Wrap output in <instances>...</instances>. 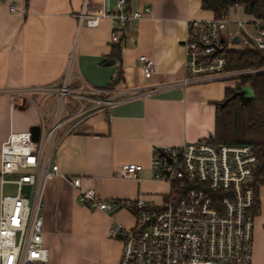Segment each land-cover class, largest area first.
I'll list each match as a JSON object with an SVG mask.
<instances>
[{"label": "crops", "instance_id": "obj_1", "mask_svg": "<svg viewBox=\"0 0 264 264\" xmlns=\"http://www.w3.org/2000/svg\"><path fill=\"white\" fill-rule=\"evenodd\" d=\"M83 3L0 0V146L10 133L29 132L42 120L47 132L57 104L53 95L28 92L12 105L3 91L57 85L71 53L73 85L108 91L118 100L91 113L62 115L52 160L58 174L42 193L46 264H118L122 242L109 237V228L132 227L134 215L125 209L105 213L82 206L69 180L79 178L81 190L93 189L107 204L141 198L160 205L169 186L152 178L151 149L213 137L216 107L227 88L207 82L150 92L183 79L187 22L212 18L200 8V0H126L127 9L140 11L142 17L128 22L117 43L110 40L109 19L100 18L96 27L79 23ZM115 3L88 0L85 14L112 11ZM114 47H119L117 57ZM141 55L154 63L146 79ZM89 106L84 102V109ZM128 163L142 166L137 179L121 176L119 166ZM256 204L251 264H264V187L258 189Z\"/></svg>", "mask_w": 264, "mask_h": 264}, {"label": "built area", "instance_id": "obj_2", "mask_svg": "<svg viewBox=\"0 0 264 264\" xmlns=\"http://www.w3.org/2000/svg\"><path fill=\"white\" fill-rule=\"evenodd\" d=\"M112 11L87 16L84 0L79 23L96 27L100 18L111 23L110 40L117 43L126 25L142 17L131 11L126 0H115ZM10 12H16L13 6ZM148 12V8L144 9ZM23 12V11H22ZM227 16L206 20H189L186 26L183 79L158 85L150 92L171 87L235 79L263 73L264 67L226 70V39L223 35ZM234 23V22H233ZM230 41L238 38L243 49L264 51V27L260 21L235 22ZM222 40V41H221ZM222 49L220 52L219 50ZM143 77L154 72L153 60L138 57ZM73 53L57 85L30 89L4 90L12 105L28 92L55 96L52 124L33 142L29 132L10 133L0 146V188L15 186L13 195L0 193V264H46L48 250L42 242V193L44 185L58 174L53 155L59 141L55 134L62 115L91 113L118 100L110 92L73 85ZM107 94L106 99H94ZM84 102L90 106L84 109ZM256 155L246 144H212L207 139L180 146L151 149L152 178L168 184L169 192L160 205H149L141 198L124 199L107 204L93 189H80V179L69 180L77 191L76 200L88 209L111 213L125 209L134 215L132 227L112 225L109 237L120 239L122 248L118 264H251L254 227V189L251 185ZM139 164L119 166L122 177L137 179ZM7 176H13L7 180ZM29 186L28 196L22 192Z\"/></svg>", "mask_w": 264, "mask_h": 264}, {"label": "trees", "instance_id": "obj_3", "mask_svg": "<svg viewBox=\"0 0 264 264\" xmlns=\"http://www.w3.org/2000/svg\"><path fill=\"white\" fill-rule=\"evenodd\" d=\"M240 7L253 21H260L264 27V0H200V8L214 18L226 17L231 8ZM119 47H114L117 57ZM226 70H245L264 67V51L243 48H226ZM248 86L252 98L242 103L235 95ZM212 144L250 145L257 163L251 185L254 189V209L258 208L257 192L264 187V72L240 77L231 88H225L222 105L215 113L214 136L207 139Z\"/></svg>", "mask_w": 264, "mask_h": 264}, {"label": "rangeland", "instance_id": "obj_4", "mask_svg": "<svg viewBox=\"0 0 264 264\" xmlns=\"http://www.w3.org/2000/svg\"><path fill=\"white\" fill-rule=\"evenodd\" d=\"M227 20L228 22H250L251 19L248 15L244 14L243 10L240 7H235V8H231L228 11L227 14ZM231 23L229 25H227L226 30L224 31L223 35L226 39V48H240L241 45L238 43H233L230 41V35L229 33H233V31L235 30V24ZM215 83H220L222 84V86L224 87H233L236 83L235 79H226V80H219V81H213ZM208 83H212V82H208ZM241 97L243 98L245 95H248L251 93V90L248 86H245L243 88H241V90L239 91ZM94 99H106L108 97L107 94H96L93 96ZM13 178V176H7V180ZM2 194L3 195H13L16 192L15 186L12 184H4L2 186Z\"/></svg>", "mask_w": 264, "mask_h": 264}, {"label": "water", "instance_id": "obj_5", "mask_svg": "<svg viewBox=\"0 0 264 264\" xmlns=\"http://www.w3.org/2000/svg\"><path fill=\"white\" fill-rule=\"evenodd\" d=\"M233 41H234V43H238V38L235 37L233 39ZM219 51L221 52L222 49H220ZM235 95H237L240 98L242 103H247L252 98V92L248 95H245L243 98L241 97L239 92H237ZM29 133H30L31 140L33 142H37L39 137H40V133H41L40 127L38 125H34V126L30 127ZM29 190H30L29 186H23L22 187V192L25 193L26 196H28Z\"/></svg>", "mask_w": 264, "mask_h": 264}]
</instances>
